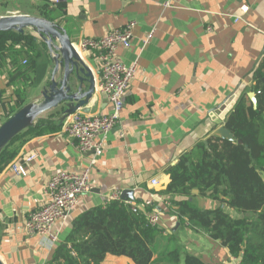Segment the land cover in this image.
<instances>
[{
  "label": "crops",
  "instance_id": "1",
  "mask_svg": "<svg viewBox=\"0 0 264 264\" xmlns=\"http://www.w3.org/2000/svg\"><path fill=\"white\" fill-rule=\"evenodd\" d=\"M168 1L170 5L165 6ZM13 14L56 23L75 46L84 38L102 37L135 21L131 45L119 47L118 53L126 64L136 65V76L126 92L120 121L93 166L92 154L81 152L66 131L69 114L65 115V107L60 105L45 111L43 117L58 128L22 143L14 158L35 155L25 163L27 174L14 172L10 168L13 161L0 171L3 263L49 264L73 220L119 194V199L140 207L152 200L160 211L163 237L172 235L183 252L197 254L208 264H231L235 257L219 241L179 222L169 207L171 195L164 190L170 182L169 167L198 142L217 133L243 92H254V72L264 59V0H0V17ZM26 31L39 38L32 29ZM20 48L15 44V49ZM24 54L17 64L8 53L0 55L3 114L18 109L22 78L31 72L35 79ZM81 56L94 74L96 90L89 103L77 111L107 114L110 103L98 88L101 64L93 51ZM54 65L52 59L40 90L50 81ZM89 167L94 189L82 195L66 218L57 222L54 234L58 241L50 247L39 236L29 235L26 219L42 206L53 174L83 172ZM156 177L159 183L154 185ZM125 191L131 196L122 198ZM190 199L202 208L218 205L196 190ZM163 237L162 247L167 244ZM104 264L135 263L127 256L108 254Z\"/></svg>",
  "mask_w": 264,
  "mask_h": 264
},
{
  "label": "trees",
  "instance_id": "2",
  "mask_svg": "<svg viewBox=\"0 0 264 264\" xmlns=\"http://www.w3.org/2000/svg\"><path fill=\"white\" fill-rule=\"evenodd\" d=\"M17 43L22 49H15ZM4 53L16 64L21 54H32L35 85L44 80L53 59L47 43L27 31L0 30V55ZM253 77L256 107L245 91L226 117L235 140L215 134L208 145L198 142L169 167L164 192L171 195L169 207L182 225L219 241L243 264H264V59ZM57 128L51 120L40 119L17 134L0 153V171L22 143ZM195 190L218 205H196L190 199ZM162 237L163 229L151 225L145 209L134 211L125 199H111L73 220L49 264H104L108 254L127 256L135 264H208L197 254L183 252L172 235L163 237L167 244L162 247Z\"/></svg>",
  "mask_w": 264,
  "mask_h": 264
},
{
  "label": "built area",
  "instance_id": "3",
  "mask_svg": "<svg viewBox=\"0 0 264 264\" xmlns=\"http://www.w3.org/2000/svg\"><path fill=\"white\" fill-rule=\"evenodd\" d=\"M57 1V0H55ZM170 5L166 2L165 6ZM135 21L126 26L110 31L107 35L98 38H84L75 46L78 53L93 51L101 64V79L98 84L99 91L110 103L107 114H86L76 111L69 115L66 131L77 141V147L83 153H91V166L104 154L110 133L120 121L124 99L133 79L136 76V65L126 64L118 53L119 47H129L133 37ZM4 94L0 90V108L3 105ZM10 117L0 111V127ZM35 155L19 156L10 164V168L22 175L28 170L25 163L32 161ZM90 168L83 172L61 170L51 177L47 188L45 201L37 210L31 212L25 222L29 235L39 236L43 244L53 246L58 241L54 234L57 222L66 218L70 210L78 203L82 195L93 191L94 186L90 179ZM159 183L158 178L152 179V184ZM119 199V194L113 195ZM134 211L145 209L151 225L159 226L160 211L153 206L152 200L140 204L133 203ZM152 206L151 210L147 208ZM231 264H243L241 258H235Z\"/></svg>",
  "mask_w": 264,
  "mask_h": 264
},
{
  "label": "water",
  "instance_id": "4",
  "mask_svg": "<svg viewBox=\"0 0 264 264\" xmlns=\"http://www.w3.org/2000/svg\"><path fill=\"white\" fill-rule=\"evenodd\" d=\"M32 29L45 41L52 54L54 71L42 92L39 103H29L18 109L0 127V153L5 146L20 132L34 126L37 117L45 111L62 105L65 115L76 112L87 105L96 90V80L91 68L76 50L62 27L44 18L27 14H13L0 17V30H17L20 32ZM60 73V77H57ZM85 85H88L86 88ZM240 92V91H239ZM254 106L257 105L255 92H249ZM232 108V105L229 109ZM222 121L220 120L219 123ZM216 135L228 140H235L234 133L226 123L218 127ZM208 145V141H204ZM241 143L242 141L239 140ZM131 196L129 191L122 198ZM241 258V257H240ZM242 261V258H241ZM0 264H4L0 257Z\"/></svg>",
  "mask_w": 264,
  "mask_h": 264
},
{
  "label": "rangeland",
  "instance_id": "5",
  "mask_svg": "<svg viewBox=\"0 0 264 264\" xmlns=\"http://www.w3.org/2000/svg\"><path fill=\"white\" fill-rule=\"evenodd\" d=\"M17 44H19V43H17ZM31 56H32V54L30 55L29 53H26L23 57L25 58V60H27V62L25 63L27 68L32 70V68H31L32 67ZM26 75H28V76H27V78H25V77L22 78L23 79L22 84L20 85V89H19L20 98L18 99V102H16V105L18 106V108L19 107L22 108L23 106H25L29 103H39L42 100V92H43V89L45 86L42 88V90H40L39 85L35 86L34 76L31 75V72L26 74ZM16 111H13V108H12L10 113L7 115L11 116ZM44 113L40 114L37 117V119L35 120V123H37L38 120L43 119V117L45 115Z\"/></svg>",
  "mask_w": 264,
  "mask_h": 264
}]
</instances>
